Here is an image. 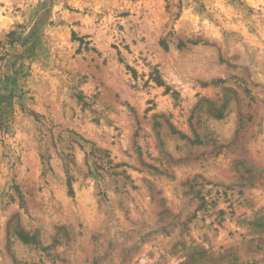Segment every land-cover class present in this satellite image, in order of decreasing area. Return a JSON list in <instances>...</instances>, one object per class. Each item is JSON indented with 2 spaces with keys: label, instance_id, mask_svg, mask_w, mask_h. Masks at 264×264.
<instances>
[{
  "label": "rangeland",
  "instance_id": "rangeland-1",
  "mask_svg": "<svg viewBox=\"0 0 264 264\" xmlns=\"http://www.w3.org/2000/svg\"><path fill=\"white\" fill-rule=\"evenodd\" d=\"M0 264H264V0H0Z\"/></svg>",
  "mask_w": 264,
  "mask_h": 264
},
{
  "label": "trees",
  "instance_id": "trees-1",
  "mask_svg": "<svg viewBox=\"0 0 264 264\" xmlns=\"http://www.w3.org/2000/svg\"><path fill=\"white\" fill-rule=\"evenodd\" d=\"M24 240L27 239V238H23Z\"/></svg>",
  "mask_w": 264,
  "mask_h": 264
}]
</instances>
